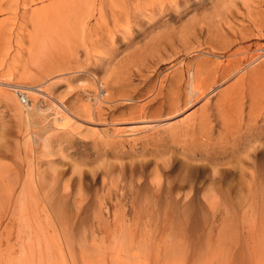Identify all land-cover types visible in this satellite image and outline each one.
I'll return each mask as SVG.
<instances>
[{"label":"rangeland","instance_id":"obj_1","mask_svg":"<svg viewBox=\"0 0 264 264\" xmlns=\"http://www.w3.org/2000/svg\"><path fill=\"white\" fill-rule=\"evenodd\" d=\"M96 1L53 37L52 1L0 2V264H264V51L226 66L264 47V0ZM187 66L213 95L169 117L155 91Z\"/></svg>","mask_w":264,"mask_h":264},{"label":"bare ground","instance_id":"obj_2","mask_svg":"<svg viewBox=\"0 0 264 264\" xmlns=\"http://www.w3.org/2000/svg\"><path fill=\"white\" fill-rule=\"evenodd\" d=\"M12 1H16V0H12ZM44 1V0H43ZM47 1V0H46ZM52 1L51 5H49V7H47L46 9H49L47 10L48 14L45 15V17L48 19L47 21H44L43 22H39L36 26H35V30H36V33L41 30H44L47 29L48 32H50L51 34V37H53L57 32L60 33V29H62V31L64 33H67L69 34L67 31H71L73 30V32L75 33L77 30H81V32H84L86 30V25H85V22L81 21V20H78L80 19L78 16L76 18V16H70L71 18H68L67 15H66V12L69 10V6L67 5H71L74 7L73 9L76 11V10H79L78 13L82 12V9L84 7H81L82 5L86 6V7H89L88 10L90 11L91 10V15L92 13H95L97 12L99 14V17L102 19L103 15H102V8L101 6L99 8H96L98 3L96 0H63L62 2H58V3H54L55 0H50ZM232 1V0H231ZM1 2V0H0ZM34 2V0H33ZM8 5V4H7ZM12 7V6H11ZM227 7V6H226ZM71 8V7H70ZM10 9V8H9ZM13 9V8H12ZM2 12L1 10V5H0V13ZM68 13V12H67ZM83 13V12H82ZM4 14V13H3ZM89 14V13H88ZM231 14V13H230ZM71 15V14H70ZM94 15V14H93ZM44 17V16H43ZM65 17V18H64ZM82 19L85 18L84 15L81 16ZM253 18V17H252ZM257 20V19H256ZM40 21V20H39ZM13 22V23H12ZM9 26H12V28H15L16 25H17V22L14 20L12 21ZM256 24V23H255ZM254 24V25H255ZM259 25V23H257ZM7 26V23L5 25V23L3 22H0V37L1 36H4L6 34L5 30L7 29L6 28ZM8 27V26H7ZM261 27V26H260ZM263 27V25H262ZM260 29V28H259ZM258 29V30H259ZM15 30V29H13ZM50 30V31H49ZM262 29H260L261 31ZM42 32V31H41ZM45 32V31H44ZM245 32V31H244ZM63 33V34H64ZM49 34V35H50ZM76 34V33H75ZM57 35V34H56ZM71 38H72V34H70ZM237 35V34H236ZM35 38L36 37H39L38 34H35L34 35ZM59 36V35H58ZM33 37V35H32ZM60 37V36H59ZM69 37V38H70ZM243 38V37H242ZM55 39V38H54ZM53 39V42H57L56 40ZM262 39V38H261ZM238 40V39H237ZM32 42V41H31ZM52 42V45L54 44ZM58 45V43H56ZM55 44V45H56ZM54 46V45H53ZM60 46V44L58 45ZM241 46V45H240ZM57 47V46H56ZM55 47V48H56ZM243 47V46H242ZM48 48V47H47ZM60 48V47H59ZM238 49V48H237ZM261 51H264V47H258L256 48L250 56L249 55V50L247 51V49L245 50L244 48H240L238 49L237 51H235L232 55H230V58L228 59L227 61V67L230 66V64L233 63H236L237 64L239 62H243V65L245 66V64H248L250 63L251 65L255 64L253 63L254 60H256V57L254 54H261L262 52ZM37 55V54H36ZM244 56L242 58H239V56ZM263 55V54H261ZM38 56V55H37ZM257 56V55H256ZM262 66V65H261ZM188 67V74L185 75L183 71H178V70H175L174 74L168 78H166V80L164 82H162V87L159 85V90L157 88V90L155 91V97L154 98H157V96L163 94L164 98L166 99V101H168L169 103V107H170V113L168 114L169 117H172L174 115H177L178 113V108H179V90L182 88L184 90V94L186 95V103L187 105H191L193 101H191V97L192 96H195V99L194 102L196 103L197 101L203 99V96H207L208 98H210L212 95H213V92L212 91H209V92H205L204 90V85H205V81L207 82V80L209 79L207 77V75H209V70L208 68L205 69L206 70V73L203 74L202 72V69L199 68V66H197L195 69H194V72L191 73V68L190 66H187ZM250 67V66H249ZM254 67V66H253ZM252 68V67H251ZM208 70V71H207ZM218 70V69H217ZM238 70V69H237ZM212 71V70H211ZM223 71V70H222ZM231 71V70H230ZM229 71V72H230ZM227 72V71H226ZM212 73V72H211ZM232 73V72H231ZM241 73V72H240ZM30 74V73H29ZM193 74V75H192ZM235 74V73H234ZM247 74V73H246ZM32 75V74H31ZM214 75V74H213ZM246 77V76H245ZM213 78V77H212ZM224 79V78H222ZM219 80V79H218ZM244 81V80H243ZM261 81V79H260ZM210 82V81H209ZM246 82V81H245ZM257 83V82H256ZM5 84V82H4ZM204 84V85H203ZM251 84V83H250ZM253 85V84H252ZM8 86H9V83H8ZM12 86V85H11ZM206 86V85H205ZM241 86V85H240ZM244 86V85H242ZM10 87V86H9ZM249 87V85H248ZM14 88V87H13ZM105 88V87H104ZM181 89V91H183ZM206 90L207 87L205 88ZM258 89V88H257ZM238 90V89H237ZM255 90V89H254ZM223 90H221L220 92H222ZM252 91V90H251ZM221 94V97H225V90L220 93ZM239 95V94H238ZM252 95V96H251ZM16 96V95H15ZM21 96V95H20ZM241 96V95H240ZM159 98V97H158ZM234 98V96H233ZM250 98H251V101H255L256 100V93L254 91L250 92ZM263 98V97H262ZM232 100V99H231ZM181 101V100H180ZM236 101V100H235ZM240 101V100H239ZM203 102V101H201ZM190 103V104H189ZM194 103V104H195ZM226 103V102H225ZM254 105L256 102H252ZM192 104V105H194ZM238 104V103H237ZM252 104V105H253ZM207 105V104H206ZM205 106V105H204ZM251 106V105H250ZM86 107V106H85ZM198 107V105H197ZM201 107V106H200ZM254 107V106H253ZM195 108V106H194ZM220 108V107H219ZM232 109V108H231ZM191 110V109H190ZM242 111V110H241ZM193 114V113H191ZM34 115V114H33ZM222 115V114H221ZM249 115V114H248ZM50 116V115H49ZM191 116V115H190ZM226 116V115H225ZM33 117V116H32ZM202 118V117H200ZM251 118V117H250ZM159 119V118H158ZM193 119V118H192ZM209 119V117H208ZM211 119V118H210ZM189 120V119H187ZM196 120V119H194ZM193 120V122H194ZM227 121L226 119H223V126L226 127V123L224 122ZM254 120V119H253ZM154 121H158V120H154ZM202 121V120H201ZM192 122V123H193ZM250 122H253L252 120H250ZM92 123V122H90ZM188 123H190L191 125V122L188 121ZM187 123V124H188ZM203 123V122H202ZM195 124V123H194ZM196 125V124H195ZM195 125H194V128H195ZM205 126V125H204ZM237 128L238 127H241V123L239 122L238 123V126H236ZM255 125H252V124H249V130H250V133L251 135L246 137V134L244 135H239L237 138H234L233 139V143H235V145H237V147L239 148L242 144H244L245 142H250L251 143V140L255 139ZM195 130V129H194ZM44 131V130H43ZM185 132V131H184ZM234 132V131H233ZM236 132H239V129L236 131ZM241 132V131H240ZM43 136V134H42ZM232 136V135H231ZM202 137V136H201ZM209 140V137L204 139V142L207 143ZM42 141H44L42 143V148H43V152H48L50 151V145H51V138H50V134H46L44 135ZM204 142H202L203 144H205ZM221 141H219L220 143ZM210 144V143H209ZM227 143H224V144H220V147H223V145H226ZM211 145V144H210ZM35 149V148H34ZM35 151V150H34ZM45 153H42V155ZM51 153V152H50ZM207 153V152H206ZM35 154V153H34ZM192 155H195V152L193 151V154ZM41 156V155H40ZM202 156V155H201ZM35 157V156H34ZM44 157V156H43ZM37 158H35L36 160ZM44 160V159H43ZM30 162V161H28ZM34 162H32L33 164ZM31 164V163H30ZM52 165V164H51ZM253 168H252V171L249 172L248 175L245 174V172H241L240 174V177H247V179H249V189H247V192L248 194H252V193H255L257 191V188H258V182H259V174H258V171L256 169V163H255V160L253 161ZM34 166V164H33ZM37 166V164L35 165ZM30 169V168H29ZM188 169V168H187ZM215 172V171H214ZM158 173V171H157ZM193 173V171H192ZM245 177V178H246ZM159 178V177H158ZM159 183V182H157ZM211 189V188H210ZM236 193L238 195H243L244 194V191L243 190H239V191H236ZM206 195H215L214 191L213 190H208L207 193H205Z\"/></svg>","mask_w":264,"mask_h":264}]
</instances>
